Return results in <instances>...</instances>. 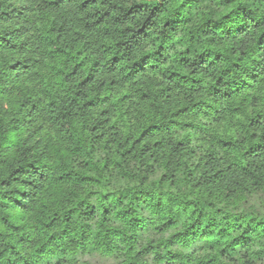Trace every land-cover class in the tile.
<instances>
[{"label": "clouds", "instance_id": "1", "mask_svg": "<svg viewBox=\"0 0 264 264\" xmlns=\"http://www.w3.org/2000/svg\"><path fill=\"white\" fill-rule=\"evenodd\" d=\"M0 264H264V0H0Z\"/></svg>", "mask_w": 264, "mask_h": 264}]
</instances>
